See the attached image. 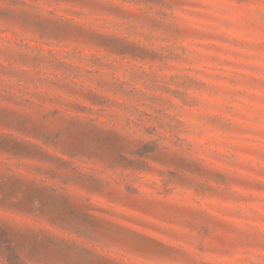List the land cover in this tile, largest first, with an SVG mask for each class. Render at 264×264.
Returning <instances> with one entry per match:
<instances>
[{
  "label": "rangeland",
  "instance_id": "rangeland-1",
  "mask_svg": "<svg viewBox=\"0 0 264 264\" xmlns=\"http://www.w3.org/2000/svg\"><path fill=\"white\" fill-rule=\"evenodd\" d=\"M0 264H264V0H0Z\"/></svg>",
  "mask_w": 264,
  "mask_h": 264
}]
</instances>
